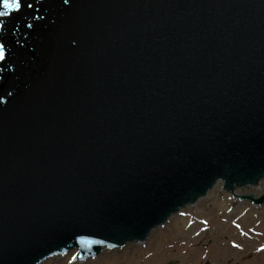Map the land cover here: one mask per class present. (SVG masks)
<instances>
[{
	"label": "water",
	"instance_id": "95a60500",
	"mask_svg": "<svg viewBox=\"0 0 264 264\" xmlns=\"http://www.w3.org/2000/svg\"><path fill=\"white\" fill-rule=\"evenodd\" d=\"M23 5L0 18V264L146 241L218 183L264 203V0Z\"/></svg>",
	"mask_w": 264,
	"mask_h": 264
},
{
	"label": "rangeland",
	"instance_id": "374dc122",
	"mask_svg": "<svg viewBox=\"0 0 264 264\" xmlns=\"http://www.w3.org/2000/svg\"><path fill=\"white\" fill-rule=\"evenodd\" d=\"M190 216L200 221L189 224ZM203 228L208 231L200 244L186 240L190 238L187 232ZM245 240L250 244L243 248L240 242ZM204 243H209V248ZM224 251L226 264H264V204L240 202L222 185H216L209 195L188 206L166 227L154 230L143 243L106 249L94 258L75 263L69 261L73 253H68L41 264H225Z\"/></svg>",
	"mask_w": 264,
	"mask_h": 264
},
{
	"label": "snow or ice",
	"instance_id": "6c2138e0",
	"mask_svg": "<svg viewBox=\"0 0 264 264\" xmlns=\"http://www.w3.org/2000/svg\"><path fill=\"white\" fill-rule=\"evenodd\" d=\"M67 2V0H65ZM23 0H0V18L10 16L12 13L20 12L23 7ZM31 7V5H27ZM4 22L0 19V31L3 30ZM6 59L5 45L0 43V62ZM82 243L84 241H81Z\"/></svg>",
	"mask_w": 264,
	"mask_h": 264
},
{
	"label": "flooded vegetation",
	"instance_id": "af4514ba",
	"mask_svg": "<svg viewBox=\"0 0 264 264\" xmlns=\"http://www.w3.org/2000/svg\"><path fill=\"white\" fill-rule=\"evenodd\" d=\"M197 221H200L199 219H191L189 222V224H193V223H195V222H197ZM202 222V221H201ZM170 222H168L165 226H163V227H166L168 224H169ZM186 228H188L187 226H186ZM190 228V227H189ZM207 229L205 228H203V229H198V230H196V231H189V232H187L189 235H190V238H188V239H186V240H189V241H196V243H198V244H200V242H201V240L205 237V234L207 233ZM244 244V245H243ZM240 245H242L243 246V248H244V246L246 247V246H249V245H247L246 243H245V241H243L242 243L240 242ZM190 246V244H188V246L187 247H189ZM204 246L206 247V248H209V243H204ZM234 247V246H233ZM170 264H172V263H170ZM205 264H210L209 262H207L206 261V263Z\"/></svg>",
	"mask_w": 264,
	"mask_h": 264
},
{
	"label": "bare ground",
	"instance_id": "6f19581e",
	"mask_svg": "<svg viewBox=\"0 0 264 264\" xmlns=\"http://www.w3.org/2000/svg\"><path fill=\"white\" fill-rule=\"evenodd\" d=\"M221 203V202H220ZM252 217V216H251ZM176 218H178V216H176ZM175 218V219H176ZM257 221V220H256ZM245 243L247 244V245H249L250 244V242L248 241V240H245ZM71 253H73V252H71ZM226 254V252L224 251L223 253H222V257L224 258V255ZM149 260V259H148ZM222 262L223 263H227L228 262V260H227V258L225 257L224 259H222Z\"/></svg>",
	"mask_w": 264,
	"mask_h": 264
}]
</instances>
